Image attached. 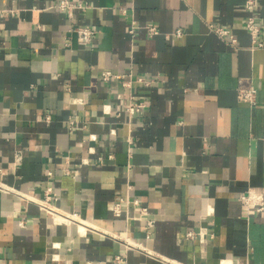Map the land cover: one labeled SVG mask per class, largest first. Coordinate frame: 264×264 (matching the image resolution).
<instances>
[{"label":"crops","instance_id":"0c3cea01","mask_svg":"<svg viewBox=\"0 0 264 264\" xmlns=\"http://www.w3.org/2000/svg\"><path fill=\"white\" fill-rule=\"evenodd\" d=\"M61 1L0 0V264H264V211L240 197L264 192V0ZM73 23L98 36L80 45ZM251 86L257 102H239ZM131 94L146 101L134 115ZM48 186L88 226L56 224L23 197ZM126 195L148 207L149 235L139 205L114 214Z\"/></svg>","mask_w":264,"mask_h":264},{"label":"built area","instance_id":"2783aa9c","mask_svg":"<svg viewBox=\"0 0 264 264\" xmlns=\"http://www.w3.org/2000/svg\"><path fill=\"white\" fill-rule=\"evenodd\" d=\"M252 3L253 2L251 0H248L246 5L249 6ZM75 6L83 7L82 4L75 5L70 0H62L58 4V7L62 9H68L69 12H71V9L74 8ZM147 29L150 35H155L159 33L158 27L153 23H148ZM246 29L251 34L254 45L259 46V47L263 46V43L259 39L261 28L257 24L255 16L252 15L248 17L247 22H246ZM134 31H135V25L133 24L130 27L129 32L133 34ZM68 32L76 34L77 41L80 45L90 44L98 36L97 29L88 24L87 25H77L73 23L68 28ZM214 32L222 38L230 36L232 38L233 44L236 42V39L232 35L231 30L227 28H223V27L214 28ZM182 34L183 32L181 31V29H178L175 32L176 36H181ZM101 75L104 80H110L112 78L121 79L123 86H126V87H132V83L134 82V78H132V76L128 79L123 74L115 73V72H112L111 70H103L101 72ZM135 80L138 82H142L145 86H150L153 83V79H147L144 77H137L135 78ZM237 98L239 102L241 103L254 105L257 102V88L255 86H251L249 88H238ZM75 102H80V103L85 104L88 102V99L86 97L76 98ZM124 104H125L126 111L130 115L139 113L146 107V101L137 99L134 94H131L128 100ZM47 117L49 118V116ZM69 122L71 125L75 123V121L71 118L69 119ZM23 197L35 202L42 211L46 212L47 214L51 216L52 220L56 224H61L65 222V223H74V224L80 223L82 225L84 224L85 226H88V224H85V222H82L79 219L77 213L64 210L57 205L58 197L55 194L54 188L52 186H48L41 197H28L25 195ZM240 197H241V200L244 201V203L248 206V208H250V210L257 211V212L264 211V192L262 190H258L255 188H248L246 191L241 193ZM124 203H126L127 205H130L131 203H133L134 205L140 206L141 214L135 215L132 217L133 219L138 220L142 226L146 227L147 234L149 235L155 225V221L154 219L145 217V215L149 213L148 207L145 205L141 206L140 201L138 199L132 198L131 196L126 195V196L121 197L118 201H116L113 206V211L116 216H120L122 214L124 210V207H123ZM21 224H23V222ZM203 235L204 233L202 231L196 232V231L191 230L186 233V236L188 238H195L196 236H200L201 238V237H204ZM112 236L116 240L122 241L127 248H136L140 250L141 252H144L147 255H150L155 258H161V256L156 255L153 251L148 249L146 246L131 239L128 236L123 235V233L121 232L113 233ZM162 259L172 264H175L166 258H162ZM114 261L117 264H124L125 257L120 254L116 255L114 258ZM177 264H181V263H177Z\"/></svg>","mask_w":264,"mask_h":264},{"label":"bare ground","instance_id":"6f19581e","mask_svg":"<svg viewBox=\"0 0 264 264\" xmlns=\"http://www.w3.org/2000/svg\"><path fill=\"white\" fill-rule=\"evenodd\" d=\"M231 263H233V264H236V263H234L233 261H230ZM224 264V263H223Z\"/></svg>","mask_w":264,"mask_h":264}]
</instances>
